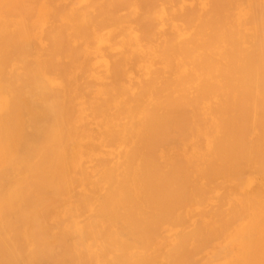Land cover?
Segmentation results:
<instances>
[{
	"label": "bare ground",
	"instance_id": "obj_1",
	"mask_svg": "<svg viewBox=\"0 0 264 264\" xmlns=\"http://www.w3.org/2000/svg\"><path fill=\"white\" fill-rule=\"evenodd\" d=\"M0 264H264V0H0Z\"/></svg>",
	"mask_w": 264,
	"mask_h": 264
}]
</instances>
